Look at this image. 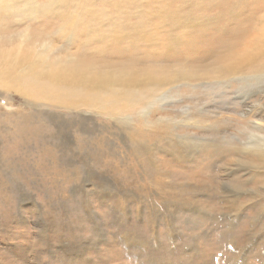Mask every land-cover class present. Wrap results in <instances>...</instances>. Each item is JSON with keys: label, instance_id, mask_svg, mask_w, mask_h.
Here are the masks:
<instances>
[{"label": "rangeland", "instance_id": "374dc122", "mask_svg": "<svg viewBox=\"0 0 264 264\" xmlns=\"http://www.w3.org/2000/svg\"><path fill=\"white\" fill-rule=\"evenodd\" d=\"M65 2L99 16L57 32L19 7L0 15V48L27 34L26 57L46 44L74 66L178 80L114 118L0 88V264H264V48L227 68L260 41L264 0Z\"/></svg>", "mask_w": 264, "mask_h": 264}, {"label": "bare ground", "instance_id": "6f19581e", "mask_svg": "<svg viewBox=\"0 0 264 264\" xmlns=\"http://www.w3.org/2000/svg\"><path fill=\"white\" fill-rule=\"evenodd\" d=\"M34 5L35 0H0V15L10 14L12 16L15 15L18 18L24 15L23 11L18 9L19 7H25L26 9L29 8L28 11L33 13V18H35L38 13H42L60 19L62 25L57 29V32H62L63 29L66 31V27L74 29L76 24L80 23L81 19H95L99 16V14H96L97 11H94V9H83L82 11L78 10L71 12L68 11L69 8H58L57 6L65 7L67 5L65 0H53L50 6L44 8L34 7ZM108 19L113 22L115 21L111 17ZM113 25L116 24H103L104 27L110 29L109 31L114 29L112 27ZM130 31L128 30L122 33L119 32V36L122 38ZM91 33L94 34V31H91ZM27 38V34H22L17 42V45L12 47V49L0 48V88L5 92L17 91V94L24 98L25 102H27V105L29 106L37 107V102H39L49 107H55L56 109L62 108L71 110L77 105H81L86 108L99 107L105 110L106 117L114 118L119 114L114 110L115 107L124 108L127 106H136L142 109L147 103L152 105L153 102H149L156 96L154 95L156 88L159 89L161 87H165L178 80L175 79L176 77L174 75H170L171 72L170 74L168 73L169 75L155 77L154 74L147 72L139 73L135 70H124L114 73L99 70L100 68L96 66H90L91 68H82L79 65L74 66V62L78 60L77 56L48 58L47 54L51 51V48H49L46 44L34 46L32 50L33 53L29 57H26V49L24 46L27 42ZM259 39L260 41L256 44L253 52L247 54L246 56L241 55L235 63L231 64V66L229 64L227 68L229 70L232 69L236 73L248 66L255 67L258 57L257 52L264 48V22L259 31ZM105 40H109V38L106 37ZM69 41L71 40L69 39ZM261 43L262 45L259 47ZM172 44H176V41ZM78 61L81 64L86 63L85 61ZM139 76H142L144 79L139 81ZM24 82H28L31 86L29 90V87H23ZM34 114L37 113L34 112ZM25 118L28 120L29 116L27 115ZM128 121H130L129 118ZM257 127L260 128L258 125ZM62 129L64 130L63 127ZM130 130L132 131V129ZM34 131L35 130L31 129L30 133L34 134ZM262 148H264V145H257V149L255 148V152L258 158H260V161H263L264 159V150L262 151Z\"/></svg>", "mask_w": 264, "mask_h": 264}]
</instances>
